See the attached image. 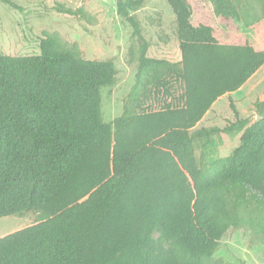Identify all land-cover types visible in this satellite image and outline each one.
<instances>
[{"label": "trees", "instance_id": "obj_1", "mask_svg": "<svg viewBox=\"0 0 264 264\" xmlns=\"http://www.w3.org/2000/svg\"><path fill=\"white\" fill-rule=\"evenodd\" d=\"M143 2L117 0L140 42L139 67L131 103L110 122L102 89L116 82L112 59H85L47 32L37 55L0 53V218L40 216L0 237V264H218L214 254L230 228H249L264 242V100L252 123L230 97L235 121L198 125L264 65V49L222 43L212 25L193 23L189 0H167L181 60L149 57L135 15ZM213 4L225 24L264 19V0ZM53 9L86 18L83 8ZM149 68L155 93L172 97L159 110L148 111L136 92ZM221 133L241 134L240 144L200 167L195 139L207 147Z\"/></svg>", "mask_w": 264, "mask_h": 264}, {"label": "rangeland", "instance_id": "obj_2", "mask_svg": "<svg viewBox=\"0 0 264 264\" xmlns=\"http://www.w3.org/2000/svg\"><path fill=\"white\" fill-rule=\"evenodd\" d=\"M11 1L22 10L0 0V53L12 56L37 55L41 52V39L47 32L59 34L63 48L77 46L85 59H112L117 69L116 82L102 89V112L106 122L120 116L125 106L131 103V92L136 84L139 67L140 42L133 34L131 24L117 14V0ZM189 1L193 6V23L212 25L219 41L250 42L257 49H264V19L252 27H245L239 20L225 24L214 12V0ZM56 2L73 10L83 8L86 18L55 11L53 7ZM135 15L144 37L150 43L148 56L170 62L180 61L176 17L167 0H144ZM153 75V68L145 70L136 87L144 107L155 101L160 102L155 97L157 93ZM170 80L180 91L181 84L174 76ZM246 92H251L252 98L236 99L235 104L241 116L252 123L259 118L255 108L256 101L264 100V66L248 82L244 89V93ZM218 109L220 113L216 119L208 117L199 127L223 128L235 121L233 110L229 102L225 105V99L219 102L216 110ZM240 135L216 134L212 138L213 143L207 147H204L205 139H195V156L199 166L207 168L211 161L231 154L233 148L240 144ZM39 220L40 216L35 212L2 217L0 237ZM154 237L158 239L159 234L155 233ZM214 259L218 264H264V242L249 228H230L220 241Z\"/></svg>", "mask_w": 264, "mask_h": 264}, {"label": "crops", "instance_id": "obj_3", "mask_svg": "<svg viewBox=\"0 0 264 264\" xmlns=\"http://www.w3.org/2000/svg\"><path fill=\"white\" fill-rule=\"evenodd\" d=\"M222 43H231V42H226L225 40H221ZM264 66V65H263ZM262 66V67H263ZM260 70V69H259ZM258 70V71H259ZM257 71V72H258ZM256 72V73H257ZM256 73L241 87L239 88L237 91L235 92H232V93H227L223 96H221L217 101H215L213 103V105L211 106V108L208 110V112L205 114V116L203 117V119L198 123V125L204 121L206 118L208 117H215L216 119V116L220 113V109L216 110L219 102H221L222 100L225 99V105L228 104L229 102V98L232 97L234 100H241V99H247V100H250V98H252V93L251 92H246L244 93V89L246 88V86L248 85V82L256 75ZM247 91V90H246ZM240 95H239V94ZM227 100V101H226ZM224 108V106L222 107ZM16 231V230H15Z\"/></svg>", "mask_w": 264, "mask_h": 264}, {"label": "built area", "instance_id": "obj_4", "mask_svg": "<svg viewBox=\"0 0 264 264\" xmlns=\"http://www.w3.org/2000/svg\"><path fill=\"white\" fill-rule=\"evenodd\" d=\"M155 97H156V99L157 100H160V102L158 103V102H154V103H150L148 106H147V109H148V111L149 110H152V109H154V110H159V109H161L166 103H168V102H171V100H172V97H169V96H167V95H165L164 94V91H162L161 93H159V94H155ZM161 101H162V104H161Z\"/></svg>", "mask_w": 264, "mask_h": 264}]
</instances>
